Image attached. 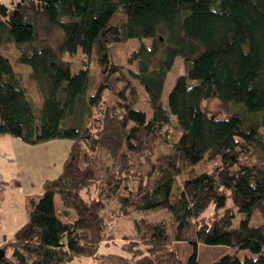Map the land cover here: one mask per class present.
<instances>
[{"label":"trees","instance_id":"16d2710c","mask_svg":"<svg viewBox=\"0 0 264 264\" xmlns=\"http://www.w3.org/2000/svg\"><path fill=\"white\" fill-rule=\"evenodd\" d=\"M131 40L140 42L128 59L137 70L125 75L109 46ZM7 44L32 72H16L0 52V137L67 138L72 148L60 175L30 202L29 221L0 247V264H183L180 242L236 249L212 264H264V0H13L0 4V47ZM79 50L81 68L71 75ZM94 52L100 80L88 95ZM178 58L185 74L163 102ZM29 81L39 108L28 101ZM133 81L148 94L150 118L134 107ZM214 96L227 119L201 108ZM79 104L88 113L84 127L61 129ZM159 142L172 149L153 160ZM143 155L148 171L137 168ZM218 157L212 171L177 184L183 172ZM211 206L214 219L203 216ZM157 210L172 216V227L135 218ZM255 210L258 226L250 223ZM235 211L244 215L237 228ZM118 233L129 234L121 244L129 254H101ZM185 264H198L196 254Z\"/></svg>","mask_w":264,"mask_h":264},{"label":"rangeland","instance_id":"374dc122","mask_svg":"<svg viewBox=\"0 0 264 264\" xmlns=\"http://www.w3.org/2000/svg\"><path fill=\"white\" fill-rule=\"evenodd\" d=\"M11 1L13 0H0V4L11 6ZM139 46L140 42L138 40H131L128 43L111 44L109 46L111 61L121 65L125 75H129V71L137 70L136 63L134 65H130L128 63V59L132 51L137 50ZM0 52L10 60L15 71L22 73L25 76H29L28 73L31 72V68L17 62L19 52L14 44H7L0 47ZM93 55L94 57L91 62L90 87L88 89V95L94 93L100 80V69L97 63L96 52H94ZM82 58L81 50H79L70 67L71 75L77 73L81 68ZM185 71L186 65L183 60L181 58L176 59L172 70L168 73L166 78L162 95L163 102L167 101L177 79L184 75ZM133 84L138 92V100L134 107L144 111L147 117L150 118L152 112L148 94L144 86L138 81H133ZM27 97L33 107H41L42 101L35 82L29 81V93ZM106 99L109 102L110 100H113L109 94H106ZM201 108L215 119H227L229 117V111L222 108L220 100L217 96H214L210 100L202 101ZM87 118V109L82 104H79L74 114H68L63 118L60 127L61 129H66L68 127L83 128ZM171 134L175 136L176 133L175 131H171ZM71 148L72 140L67 138L53 139L38 144H28L20 139L14 138V156H12L11 161L15 169L12 171L11 176L9 174V169L7 168L6 173L2 170L0 172V205L3 208L0 212V247L7 241L14 240L17 231L29 221L30 212L32 210L30 202L32 200L39 201L43 193V183L46 180L55 179L60 175L63 169L64 161L68 157ZM171 149V146L159 142L154 153L151 155V158L155 160L160 154H169ZM105 160L107 159L103 157V161ZM145 160L146 155L139 158L137 167L138 170L148 171L150 165ZM220 161L221 157L201 162L192 170H187L179 175L177 178V184L180 185L187 178H193L201 173L212 171L220 163ZM5 174L7 175L6 178ZM55 204L59 209L62 207L59 197L55 198ZM228 207H232V204L228 203ZM219 213L222 214L223 211H220ZM235 214L236 217L232 223L233 228H237L244 219V215L242 213L235 211ZM135 216L136 219L143 220L145 222L166 220L167 223L171 224V227L173 225L172 216L165 210H157L153 212L142 211L136 213ZM203 216L208 219H214L215 212L213 206L207 209ZM250 223L255 226L262 224V216L259 210L254 211L250 219ZM125 227L127 229L130 228V226L126 224ZM124 234L128 233L117 234V238H119L120 241L116 244H103L100 248V253L106 255L116 254L127 256L129 252L121 245L123 244L122 238L124 237ZM129 239L130 237L128 240ZM175 250L177 251L178 257L183 264L187 263L194 254H196L198 264H212L224 256L236 253V249L227 246H207L199 244L195 247L189 242L177 243ZM239 257L243 260L244 252H239ZM66 264L118 263L115 260L100 261L98 259L82 258L74 259Z\"/></svg>","mask_w":264,"mask_h":264},{"label":"crops","instance_id":"0c3cea01","mask_svg":"<svg viewBox=\"0 0 264 264\" xmlns=\"http://www.w3.org/2000/svg\"><path fill=\"white\" fill-rule=\"evenodd\" d=\"M31 72H29L28 74L30 75ZM12 156H14V138L10 136L0 137V172L2 170L6 173V168H7L9 169L10 176L12 175V171L15 169L11 161ZM6 177L7 175L5 174V178ZM2 210L3 208L0 205V212Z\"/></svg>","mask_w":264,"mask_h":264},{"label":"water","instance_id":"95a60500","mask_svg":"<svg viewBox=\"0 0 264 264\" xmlns=\"http://www.w3.org/2000/svg\"><path fill=\"white\" fill-rule=\"evenodd\" d=\"M163 41V39H161Z\"/></svg>","mask_w":264,"mask_h":264}]
</instances>
